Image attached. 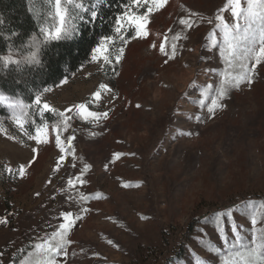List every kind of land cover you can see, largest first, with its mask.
Returning a JSON list of instances; mask_svg holds the SVG:
<instances>
[{"label": "rangeland", "instance_id": "1", "mask_svg": "<svg viewBox=\"0 0 264 264\" xmlns=\"http://www.w3.org/2000/svg\"><path fill=\"white\" fill-rule=\"evenodd\" d=\"M226 2L166 0L149 15L144 37L132 26L121 45L103 40L107 53L39 94L68 118L40 125L48 143L20 131L8 102L22 99L0 90L7 98L0 103V220L7 221L0 224V264H43L35 246L66 222V211L81 219L56 264H223L229 252L221 229L230 241L235 229L250 244L251 219L264 228V67L251 84H224L243 71L221 56L215 16ZM48 3L51 13L37 14L51 29L55 0ZM138 8L130 14L146 11ZM221 14L230 20L228 9ZM223 212L232 215L218 223Z\"/></svg>", "mask_w": 264, "mask_h": 264}, {"label": "snow or ice", "instance_id": "2", "mask_svg": "<svg viewBox=\"0 0 264 264\" xmlns=\"http://www.w3.org/2000/svg\"><path fill=\"white\" fill-rule=\"evenodd\" d=\"M166 0H130L131 4H135L137 7H144L146 11L143 14L136 15L125 12L124 16L117 18L115 29L116 33L119 34L124 27V22L126 21L131 26H134L137 36L144 37L146 35V25L148 23L149 15L163 7ZM64 7L61 6V0H55V17L58 18L59 24H53L52 28L49 29L41 25L40 33L43 35V43H47L50 40H59L65 38L66 36L71 35V32L74 31V26L72 28L68 27V24L65 22V16L68 13V6H71L73 10L76 11V17L81 18L80 12L84 10V4L80 0H63ZM225 9H228L231 13V18L226 22V17L221 13L225 12ZM91 15H95V12H92ZM194 15V14H193ZM215 27L221 29L222 32V43L220 44L221 56L225 58L226 62L229 64V67L239 66L241 71L240 74L235 76H230L224 81V84H228L232 87H239L241 83L247 82L251 84L254 78L255 72L258 70L257 66L264 67V0H244V6H242V0H227L226 4L220 9L219 13L215 16ZM212 21H209L211 23ZM180 23L186 27H191V23L188 20L182 19ZM211 35V34H210ZM178 37H174L176 39ZM123 40V38L121 37ZM111 40V37L108 38ZM33 41L36 43L37 51L39 50V41L36 40V37L33 36ZM108 41H101L98 48L93 49L92 60L96 61L99 59L97 53L104 52L107 53L108 49L105 46ZM215 46V44L213 45ZM173 54L175 52V45H172ZM161 52L165 51L164 44L160 45ZM123 54V48L120 49V54L117 56V61L120 59V55ZM5 61L4 66L7 67L9 63L19 64V61H14L11 55L2 57ZM251 59L253 63L249 67L244 63ZM103 60L105 63L109 62V55H104ZM28 63H39L36 52H33L27 59ZM100 90H108L105 84H100ZM98 90L95 92L94 98H99L102 94V91ZM45 91H48L45 89ZM226 94V89L222 85L219 89V98H223ZM7 98L0 95V103L6 101ZM33 103L40 107V110L48 111L50 106L46 103H41L40 95H37ZM213 104H216V101H213ZM8 107L13 109L12 119L20 129L27 135L29 140H35L37 144L48 143L44 137L43 126L37 127L35 135L30 134L24 126V122L21 117L25 115L24 109L25 105L22 101L12 100L8 102ZM28 107H31L29 105ZM77 110L83 109L85 105H76L74 106ZM17 109L19 111H17ZM66 111H71L67 109ZM213 108H209V112H212ZM64 118V114H59ZM87 115L99 119L100 117L107 118V113H93L89 112ZM65 120L68 118H64ZM54 131L59 132V128H54ZM8 139H14V137L9 136ZM73 138L68 137L69 143ZM56 147L60 149L61 154L64 153L65 149L62 146L61 138L59 134L55 136ZM33 153L36 152L34 148ZM35 158H33L34 160ZM63 159V155H61ZM33 161H29L32 163ZM87 166H85L86 170ZM10 171V169H9ZM83 171V170H82ZM25 173V166L21 165L19 167V174L23 176ZM76 179H79L77 177ZM71 185L73 183L72 179L68 181ZM128 186V185H125ZM83 199V197H82ZM86 211V209L84 210ZM232 215L231 212H223L218 214L217 222H221V218L227 219ZM71 212L61 213V218L66 221L58 225V228L54 230L50 237L45 238L43 244H37L35 247L43 255V264H56L55 256L59 255L60 252L64 251L65 246L71 243L68 239V233L73 228L76 220L81 219L80 216H75L74 218ZM141 219H147V217H141ZM5 220H0V224L6 223ZM252 228V240L250 244H241L243 237L240 235L239 231H234V240L230 241L229 237L225 234L223 229L220 230V239L228 245L229 258L223 262V264H264V228L257 229V220L255 217L251 219ZM257 232L260 233L257 236ZM239 246L238 251L232 252V248ZM209 251L219 252V249H209ZM66 254V252H65ZM22 264H27V262L22 261ZM203 264V261L200 262Z\"/></svg>", "mask_w": 264, "mask_h": 264}, {"label": "trees", "instance_id": "3", "mask_svg": "<svg viewBox=\"0 0 264 264\" xmlns=\"http://www.w3.org/2000/svg\"><path fill=\"white\" fill-rule=\"evenodd\" d=\"M84 10L81 18L68 6L65 22L69 28L74 26L71 35L59 40L43 43L40 24L44 17L37 10L50 14L48 0H0V58L11 55L19 64L0 59V90L17 96L25 105L23 120L25 129L32 132L44 123H53L59 117L54 110L41 111L33 103L35 97L45 89L55 86L61 80L76 73L87 64L99 43L111 37V41L123 44L134 35L132 26L124 23L119 34L116 33V20L127 11L139 12L130 0H80ZM95 12V15H91ZM47 22V20H46ZM57 24L55 16L49 15L48 26ZM33 36L39 41V50ZM123 38V40L121 39ZM36 52L39 63H28V57ZM31 105V107H28Z\"/></svg>", "mask_w": 264, "mask_h": 264}]
</instances>
